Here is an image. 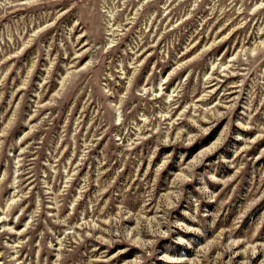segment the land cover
Segmentation results:
<instances>
[{"label":"rangeland","instance_id":"374dc122","mask_svg":"<svg viewBox=\"0 0 264 264\" xmlns=\"http://www.w3.org/2000/svg\"><path fill=\"white\" fill-rule=\"evenodd\" d=\"M0 264H264V0H0Z\"/></svg>","mask_w":264,"mask_h":264}]
</instances>
